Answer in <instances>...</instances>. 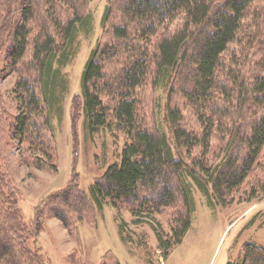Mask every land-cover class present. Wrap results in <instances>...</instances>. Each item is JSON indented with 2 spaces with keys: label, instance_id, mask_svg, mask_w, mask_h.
<instances>
[{
  "label": "trees",
  "instance_id": "obj_1",
  "mask_svg": "<svg viewBox=\"0 0 264 264\" xmlns=\"http://www.w3.org/2000/svg\"><path fill=\"white\" fill-rule=\"evenodd\" d=\"M90 1L0 0V67L7 58L19 100L11 115L0 92V264H45L30 238L47 215L70 229L104 202L134 215L172 209L170 237L157 232L165 256L190 226L191 181L210 205L233 202L242 187L245 199L264 197V0H107L81 72V109L91 133L125 135L121 158L91 195L74 180L26 224L1 166L7 133L25 162L56 170L52 115L67 90L62 67L91 25ZM142 88L163 95L150 114L139 110ZM235 264H264V246L246 242Z\"/></svg>",
  "mask_w": 264,
  "mask_h": 264
},
{
  "label": "rangeland",
  "instance_id": "obj_2",
  "mask_svg": "<svg viewBox=\"0 0 264 264\" xmlns=\"http://www.w3.org/2000/svg\"><path fill=\"white\" fill-rule=\"evenodd\" d=\"M106 2H89L91 25L78 33L73 55L62 67L67 90L61 108L52 115L56 148L52 162L56 170L25 162L22 154L27 151L23 144L11 131L7 133L1 166L14 183L17 206L27 225L42 200L74 180L91 195L94 179L121 158L125 135L108 127L91 133L81 109V72L90 50L102 36ZM233 47L238 51L236 43ZM16 77L6 58L0 67V92L11 115L19 111L14 92ZM138 97L140 113L150 114L154 100L163 95L159 89L142 88ZM191 184L195 210L190 226L165 256L157 232L170 237L174 225L172 209L134 215L127 206H112L109 202L101 208L96 205L95 220H82L70 229L58 218L47 215L42 228L30 238V244L39 248L45 264H114L116 260L121 264H235L242 260L246 242L264 246V197L245 199L242 187L234 194L233 202L210 205L207 196L193 181Z\"/></svg>",
  "mask_w": 264,
  "mask_h": 264
}]
</instances>
